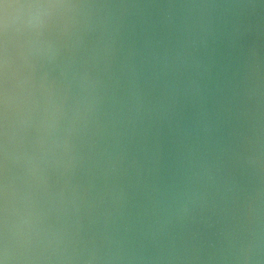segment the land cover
<instances>
[{
	"label": "water",
	"instance_id": "95a60500",
	"mask_svg": "<svg viewBox=\"0 0 264 264\" xmlns=\"http://www.w3.org/2000/svg\"><path fill=\"white\" fill-rule=\"evenodd\" d=\"M0 264H264V0H0Z\"/></svg>",
	"mask_w": 264,
	"mask_h": 264
}]
</instances>
